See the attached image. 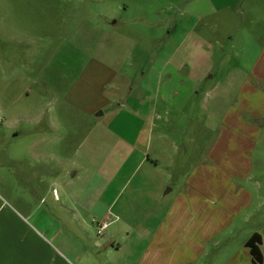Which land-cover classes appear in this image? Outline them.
Returning a JSON list of instances; mask_svg holds the SVG:
<instances>
[{"label": "crops", "instance_id": "0c3cea01", "mask_svg": "<svg viewBox=\"0 0 264 264\" xmlns=\"http://www.w3.org/2000/svg\"><path fill=\"white\" fill-rule=\"evenodd\" d=\"M181 15L184 28L179 30L181 21H177L170 31L173 42L165 43L170 51L164 62L154 59L149 66L140 64L132 59L130 52L141 51L145 46L139 41L123 44L128 58H115L111 50L106 60L94 58L90 65L80 69L77 79L63 95L59 111L64 116L71 105L95 119L101 130H97L94 138L85 139L89 144L87 160L101 161L111 183L125 177L126 186L134 182L139 172V184L155 179L153 191H146L154 200L118 203L113 199L109 203L91 204L81 202L69 191L68 203H63L57 219L58 234L44 240L35 232L37 241L27 245L15 216L5 212L7 206L0 197V264H254L246 242L256 232L261 235V264H264V235L257 230L243 245L211 254L208 237L203 233H194V227L178 232L180 227H176L200 225L202 231L215 210L218 222L220 216L225 219L223 189L218 190L222 193L218 200H209L208 195L195 203L184 199V194L189 198L199 189L206 190L190 184L191 178L211 170L206 162L217 161L220 166L234 160L233 175L240 180L264 176V147L259 148L264 145V137L259 135L264 130V0H186ZM214 34L220 46L227 38L232 39V48L236 39L241 43L239 65L224 70L226 60L215 56L217 47L211 41ZM118 48L119 43L109 44V49ZM72 89L75 91L71 93ZM194 122L202 131L220 130L213 141L215 147L201 153L199 163L180 172V178L187 182L180 186L176 201H167L166 195L175 187L163 192L164 182L173 178L174 162L180 153L175 136ZM25 141L36 146L44 142L63 144L67 140ZM100 144H109L102 154L97 151ZM30 150L32 158L41 155L33 148ZM129 164L133 167L126 172ZM59 177L62 188L67 190L68 183V190H72V180L64 170ZM46 181L41 177L40 187L49 193L51 188ZM236 190L240 194L249 193L253 201L251 190L246 191L242 185ZM254 192L258 194L257 205L263 207L264 188L255 187ZM56 198L61 200L59 194ZM252 201L244 202V208ZM196 208L200 211H194ZM103 219H109L110 239L92 234L85 238L87 243L93 242L104 251L102 256L88 245L83 248L79 237L82 226L86 231H96V223ZM148 219L155 220L153 231L145 227ZM66 229L73 235H67Z\"/></svg>", "mask_w": 264, "mask_h": 264}, {"label": "rangeland", "instance_id": "374dc122", "mask_svg": "<svg viewBox=\"0 0 264 264\" xmlns=\"http://www.w3.org/2000/svg\"><path fill=\"white\" fill-rule=\"evenodd\" d=\"M185 1L0 0V197L7 206L5 212H10V217L15 216V223L24 234L27 245L37 241L35 232L44 240L53 233L58 234L57 219L63 203H68L69 191L81 202L91 204L109 203L113 199L118 203L154 200L146 195V191H153L155 179L139 184V172L134 182L126 186L123 183L125 177L116 178L111 183L101 168V161L87 160L85 155L89 144L85 139L94 138L97 130H101L95 119L71 105L64 116L59 111L63 106L61 99L77 79L80 69L90 65L94 58L106 60L111 50L115 58H128L123 44L139 41L145 46L141 51L132 49L130 52L132 59H137L140 64L149 66L154 59L164 62L170 51L165 43L173 42V32L170 34V31L177 21L182 20ZM182 23L179 30L184 28ZM215 40L216 34L211 36V41L217 47L216 58L226 60L224 70L239 65L243 53L241 43L236 39L232 48V39L227 38L221 46ZM115 43H119L120 48L109 49V44ZM73 91L75 89L71 93ZM64 105L66 108L67 104ZM171 125L173 128V122ZM201 132L204 133L202 136ZM219 132L217 128L199 130L195 122L189 129L177 132L175 137L180 153L174 162L173 178L164 182L163 192L172 187L175 190L166 195L167 201L177 200L180 186L186 181L180 178V172L199 163L201 153L215 147L213 141ZM259 135L264 137V130ZM30 138H65L67 141L30 146L25 141ZM108 147L109 144H100L97 151L102 154ZM262 147L264 145L259 146ZM32 148L41 155L32 158ZM206 163L211 170L191 178L190 182L192 186L206 190L199 189L188 195L189 198L184 194V199L195 203L208 195L209 200H218L222 195L218 190L223 189L225 219L220 216L218 222L215 210V215L211 214L209 218V225L204 224L202 231L200 225L182 224L176 226L180 227L178 232L194 227V233L208 237L211 254L243 245L254 230L264 235V206L257 205L258 194L254 192L255 187L264 188V176L240 180L233 175L234 160L222 162L220 166L217 161ZM131 167L129 164L126 172ZM63 170L72 180V190H68V183L67 190L62 188L59 176ZM41 177L47 179L51 188L49 193L40 187ZM240 185L246 187V191H252L253 201L249 193L240 194L236 190ZM58 194L61 200L55 199ZM247 201L252 203L244 208ZM241 207L244 209L240 214ZM108 221L97 222L96 231L81 227L79 240L83 248L88 245L99 251L96 254H103V250L96 248L91 240L92 244H88L85 238L92 234L110 239ZM154 224V219H148L145 227L153 231ZM65 233L73 235L68 229Z\"/></svg>", "mask_w": 264, "mask_h": 264}, {"label": "trees", "instance_id": "16d2710c", "mask_svg": "<svg viewBox=\"0 0 264 264\" xmlns=\"http://www.w3.org/2000/svg\"><path fill=\"white\" fill-rule=\"evenodd\" d=\"M261 235L254 233L246 242L250 248L251 254L254 259V264H261L263 262V252L261 250Z\"/></svg>", "mask_w": 264, "mask_h": 264}, {"label": "built area", "instance_id": "2783aa9c", "mask_svg": "<svg viewBox=\"0 0 264 264\" xmlns=\"http://www.w3.org/2000/svg\"><path fill=\"white\" fill-rule=\"evenodd\" d=\"M106 224H104L103 226H101V229L105 226Z\"/></svg>", "mask_w": 264, "mask_h": 264}]
</instances>
